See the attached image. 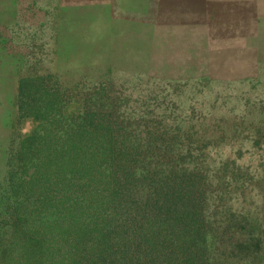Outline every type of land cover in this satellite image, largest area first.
Returning a JSON list of instances; mask_svg holds the SVG:
<instances>
[{
    "label": "trees",
    "instance_id": "trees-1",
    "mask_svg": "<svg viewBox=\"0 0 264 264\" xmlns=\"http://www.w3.org/2000/svg\"><path fill=\"white\" fill-rule=\"evenodd\" d=\"M50 79L16 88L17 115L38 127L13 154L0 264H264V215L228 203L248 173L238 151L228 165L202 157L198 111L172 119L173 103L110 87L103 103H76Z\"/></svg>",
    "mask_w": 264,
    "mask_h": 264
},
{
    "label": "rangeland",
    "instance_id": "rangeland-1",
    "mask_svg": "<svg viewBox=\"0 0 264 264\" xmlns=\"http://www.w3.org/2000/svg\"><path fill=\"white\" fill-rule=\"evenodd\" d=\"M46 75L76 103H103L110 87L129 103H173L172 119L193 122L198 111L208 151H238L248 169L251 182L228 203L263 218L264 0H0V257L13 154L38 127L17 115L16 88Z\"/></svg>",
    "mask_w": 264,
    "mask_h": 264
},
{
    "label": "water",
    "instance_id": "water-1",
    "mask_svg": "<svg viewBox=\"0 0 264 264\" xmlns=\"http://www.w3.org/2000/svg\"><path fill=\"white\" fill-rule=\"evenodd\" d=\"M216 153H210L209 151H208V149H205L203 152H202V157L205 159V160H207L208 162H210V163H215L216 162ZM232 161L231 160H226V161H223V165H228V164H230ZM244 172H247V168L246 167H244L243 169H242ZM230 193H231V191H230ZM237 211H240L241 213H244V214H248V212H246L245 210H243L242 208L241 209H237Z\"/></svg>",
    "mask_w": 264,
    "mask_h": 264
}]
</instances>
